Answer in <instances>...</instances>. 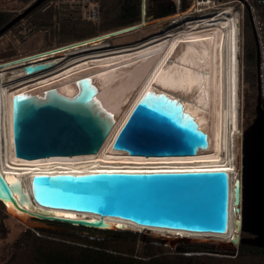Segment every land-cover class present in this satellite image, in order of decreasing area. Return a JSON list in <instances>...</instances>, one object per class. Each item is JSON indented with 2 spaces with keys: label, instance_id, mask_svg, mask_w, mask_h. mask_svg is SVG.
<instances>
[{
  "label": "water",
  "instance_id": "obj_1",
  "mask_svg": "<svg viewBox=\"0 0 264 264\" xmlns=\"http://www.w3.org/2000/svg\"><path fill=\"white\" fill-rule=\"evenodd\" d=\"M46 0H35L0 29V35L40 6ZM248 10L249 6H248ZM176 11L174 4L160 15ZM143 20L109 33L75 41L49 50L20 57L10 64H22L26 75L49 70L55 61L46 60L51 53L92 44L147 25L146 0H142ZM257 45L258 104L253 122L246 128L242 140L241 180L234 186V204L241 211L240 231L248 236L219 242L218 247L233 248L245 243L264 248V109L260 108V46L254 19ZM14 152L18 158L36 160L49 157H70L96 154L102 148L107 133L91 113L71 110L46 102H29L17 109ZM207 133L187 115L183 104L165 94L143 95L120 129L112 147L130 155L186 156L207 149ZM16 194V195H15ZM230 174L226 169L108 171L84 173H35L31 177L30 194L17 181L8 182L0 168V202L10 203L23 219L13 215L34 230H55L48 224L60 223L92 229H127L117 221L110 226L106 217L128 221L145 229L174 230L175 238L167 237L171 246L176 241H189L180 231L225 235L230 224ZM28 204V207L24 206ZM38 205L41 209L33 210ZM62 209L93 214L96 218H71L47 213ZM139 231V230H138ZM180 250L179 247L176 248ZM194 252L193 250H181Z\"/></svg>",
  "mask_w": 264,
  "mask_h": 264
},
{
  "label": "bare ground",
  "instance_id": "obj_2",
  "mask_svg": "<svg viewBox=\"0 0 264 264\" xmlns=\"http://www.w3.org/2000/svg\"><path fill=\"white\" fill-rule=\"evenodd\" d=\"M224 8L220 9L225 12L221 16L209 14V22H183L180 28L165 36L149 37L151 39L131 47L103 52L101 48L106 45L105 40H101L66 49L63 52L65 57L77 54L67 61V65L58 68L60 59L55 60L56 64L49 69L52 72L43 73L33 83L20 87L10 95L0 85V168L6 180L19 182L29 195L31 177L35 173L223 168L230 174L231 186L228 232L222 236L179 233L181 236L238 238L242 215L235 209L234 186L240 183L241 176L238 177L239 168L232 159L231 147L237 117L239 20L231 16V8ZM149 92L162 93L181 102L187 115L192 116L207 133L208 148L186 156L130 155L115 150L112 145L120 129L139 99ZM29 102L37 105L51 102L93 114L107 133L102 148L92 155L36 160L18 158L14 152L17 109ZM156 163H161L163 168H157ZM7 206L13 215L23 219L28 215L19 213L10 203ZM24 206L28 207V204ZM32 209L38 211L41 208L35 204ZM47 211L57 216L96 218L93 214L70 210ZM105 220L110 222L111 227L122 221L126 227L142 229L117 218L106 217ZM152 230L176 233L174 230Z\"/></svg>",
  "mask_w": 264,
  "mask_h": 264
},
{
  "label": "trees",
  "instance_id": "obj_3",
  "mask_svg": "<svg viewBox=\"0 0 264 264\" xmlns=\"http://www.w3.org/2000/svg\"><path fill=\"white\" fill-rule=\"evenodd\" d=\"M13 1L30 5L35 0ZM93 1L99 5L98 21L76 17L63 20L60 10L52 3L55 0H46L18 21L12 30L15 31L17 26L26 21L29 34L43 32L50 38L57 36L56 42L66 45L140 24L143 20L142 0ZM246 2L255 9L264 38V0ZM169 4H172L171 0H146V16H149L150 8L153 9L152 13L160 14ZM19 13L0 9V29ZM244 49L245 79L255 89L257 45L248 15L244 24ZM10 216L5 205L0 202V239H5L9 233L5 220ZM58 224L67 230H34L26 226L8 243V257L1 264H264V248L245 243L238 244L237 252L222 253V247L213 244L183 241L190 249H197L183 252L176 249L177 244L173 248L168 241L144 238L139 231L100 230ZM248 235L247 232H241V236Z\"/></svg>",
  "mask_w": 264,
  "mask_h": 264
},
{
  "label": "rangeland",
  "instance_id": "obj_4",
  "mask_svg": "<svg viewBox=\"0 0 264 264\" xmlns=\"http://www.w3.org/2000/svg\"><path fill=\"white\" fill-rule=\"evenodd\" d=\"M92 3L94 4H98V2L90 0ZM245 1V4L242 5L240 2H228L226 4V6L231 7L232 11V17H238L239 15L242 17V10L244 16L241 18L240 17V23L239 25H237V27H239V32H238V41H237V61H238V82H237V100H236V128L232 131V147H231V155H232V159L234 161V163L238 166L239 168V176H241V137H242V130L245 126V121H246V113L247 108L245 107V102H244V94L246 92H250L253 93L255 96V98L258 95V78L256 76L255 79V89L249 86V83H247L246 81V77H245V49H244V42H243V37H244V24L246 22V17L248 15V17L250 18V10H248V4ZM83 2L82 0H55V2H52L54 4H56L57 8L60 10L61 14L60 17L61 19L65 20L69 17L73 18H81L84 19L83 17V10H84V6L82 5ZM29 4L23 5L18 1H13V0H0V9H4V10H9L13 13H18V12H22ZM88 6V4H87ZM149 6V4H148ZM251 8V6H249V9ZM45 9V8H44ZM150 10L152 11L153 9L150 8ZM255 10V9H254ZM217 11V10H216ZM180 12H172L169 15H165V16H161L160 14H155L152 13V15L150 16V18H148L147 20V25H145L142 28L136 29L134 31L131 32H127L124 34H119L117 36L114 37H109L108 39H105V47L101 48V50L103 52H108V51H112V50H116V49H121L124 47H131L134 46L136 44H138L141 41H147V39H151L154 38L155 36L159 37V36H165L167 35L170 31L175 30V26L181 25L183 23H181L182 21L179 19L178 21H175V17L177 16V18H179V16H181L180 18H182V16L185 15H176L179 14ZM187 14V13H186ZM256 14V13H255ZM100 15V14H99ZM238 15V16H237ZM187 16L189 18H193L194 14L189 12L187 14ZM84 20H88V19H84ZM98 19L93 20V21H98ZM92 21V20H91ZM250 24L253 30V24L252 21L250 19ZM198 25V24H197ZM254 26L257 30L258 33V38H259V46H260V58L262 57V49H261V43L264 44V38L262 36V31H261V24L258 21V18L255 20L254 19ZM11 35L7 36L8 38H12V42H14L13 45L16 46L17 51L18 52V56H25V55H29L32 53H35L39 50H44V49H51V48H55L58 46H62L59 43L56 42V38H50L48 35L44 34L43 32H36L34 34H29V29H28V24L26 21H23L19 26H17V29L11 30ZM19 33V34H18ZM159 35V36H158ZM153 36V37H152ZM151 37V38H149ZM7 39V38H6ZM52 39H55L52 41ZM14 40V41H13ZM6 42V40H5ZM256 42V41H255ZM53 43V44H52ZM52 44V45H51ZM3 45V44H2ZM107 49V50H106ZM264 51V49H263ZM64 51L62 52H58L55 54V58H53L54 60H59L58 62V68L59 67H64L65 65H67V61L70 60V58L76 56L77 54H71L68 56H64L62 55ZM256 59H257V50H256ZM56 68V67H55ZM53 68V70L55 69ZM257 68V65H256ZM18 70V72H16V76L19 77L20 81H16L13 84L10 85V87L17 85L27 79H33L35 80V78H38L39 76L43 75V73L48 74L50 72H52L51 70H47L46 72H41L39 74H34V75H26L24 74V71L22 70V67H18V68H14L11 71L7 70L5 72L2 73H9V72H14ZM257 75V73H256ZM15 76V75H14ZM9 78H5L4 80H8ZM34 81L31 82H27L26 85H29V83H33ZM260 90L262 95L264 96V88H262V84L260 82ZM257 100V98H256ZM238 104V105H237ZM233 148V149H232ZM242 215V214H241ZM28 215L24 217V219H27ZM6 225L9 227V233L7 235V237L5 239H0V264L2 262L5 261V259L8 257V250L6 249L7 245L9 242H12L25 228L26 226L21 223L20 221H18L15 217L10 216L5 220ZM51 225L55 228V230H60V231H65L67 230L66 227L59 225L57 223H53V224H48ZM133 231H138L141 232L144 236V238H149V239H153V240H158V239H163L166 240L165 238L167 237H171V238H175L176 236L173 235L172 232H161V231H153L152 229H138V228H127ZM240 230H239V237L240 235ZM218 236V235H216ZM187 239L189 240L186 243H208V244H213L214 246L218 245L219 242H226L228 240H232V239H226L224 237H215L213 235H207V236H188ZM179 243V244H178ZM183 241H176L175 244L171 247H175V245L177 244L180 250H197V249H190V246H187L186 244H183ZM239 243H235L233 245V248H221V252H231V251H235L237 252V247H238ZM220 248V247H218ZM230 254V253H229Z\"/></svg>",
  "mask_w": 264,
  "mask_h": 264
},
{
  "label": "built area",
  "instance_id": "obj_5",
  "mask_svg": "<svg viewBox=\"0 0 264 264\" xmlns=\"http://www.w3.org/2000/svg\"><path fill=\"white\" fill-rule=\"evenodd\" d=\"M82 1H85L82 4L84 6V10L82 14L84 19H88L92 21L98 19L99 5L92 3L90 0H82ZM171 1H172V4H174L176 7L175 12H180L179 14H176V15H181V14L185 15V16H182V18H180L181 16H179V18H177L176 16L175 21H178L179 19L182 21L183 19L181 23L186 22L185 24H193V23H198V22H203V21L209 22L211 20H209L210 17H208V15L211 13H215V17L223 15L225 12H223L220 9H225L224 7L231 8V7L226 6L228 2L236 1L238 3L240 2L242 5L245 4L244 0H171ZM172 4H169V7L172 6ZM243 11L244 9L242 10V17L244 16ZM189 12L194 14L193 18H189L187 16ZM250 13L253 16V19L256 20L257 17H256L255 10L253 7L250 8ZM240 17H241L240 15L237 17L239 20V23L241 20ZM182 25L183 24H181L180 26ZM178 26H176L177 28L175 27V29L180 28V26L179 27ZM243 42H244V37H243ZM261 49H262L261 51L262 57L260 58V79H261L262 88H264V51H263L264 44L262 43H261ZM156 164H158L157 168H163V167H160L162 165L161 163H156ZM218 169H221V168H218ZM145 171H149V170H145ZM150 171H156V170H150Z\"/></svg>",
  "mask_w": 264,
  "mask_h": 264
},
{
  "label": "flooded vegetation",
  "instance_id": "obj_6",
  "mask_svg": "<svg viewBox=\"0 0 264 264\" xmlns=\"http://www.w3.org/2000/svg\"><path fill=\"white\" fill-rule=\"evenodd\" d=\"M13 27L14 26H12L9 30L5 31L2 35H0V55H6V57H7V58L6 57H1L0 58V75L2 77L0 79V85H1V87H4L5 89H7L8 95H10L12 92H15L20 87L25 86L27 84V82L34 81L33 79H27V80H25V81H23V82H21V83H19L17 85H14V86L10 87V85L13 84L14 82L20 81L19 77L16 76V74H15L16 72H18V70L14 71V72H9L7 74L2 73V72H5L7 70L11 71L12 69L18 68L20 66L22 67V70L24 69L22 64H10L12 61L20 58L18 56V52H16L17 51L16 46L13 45L14 44V42H12L13 37L12 38H10V37L8 38L7 37V36L12 34L11 30H12ZM5 40H6V42H5ZM45 50H49V49L39 50L37 52H41V51H45ZM37 52H35V53H37ZM55 54L54 55L53 54L49 55L46 60L55 61L53 59V58L56 57ZM27 55H25V56H27ZM23 56H21V57H23ZM5 78H9V79L8 80H4ZM260 94H261V100L259 102L260 108L264 109V96L262 95L261 90H260ZM258 95L256 97L257 98V100H256V98L254 97L255 95L253 93H250L248 91V92H246L244 94L245 107L247 108L248 112L246 113L245 126H244V128L242 130L243 132H242V137H241V155H242V140H243L244 132H245L246 128L253 122V120H254V118L256 117V114H257Z\"/></svg>",
  "mask_w": 264,
  "mask_h": 264
},
{
  "label": "snow or ice",
  "instance_id": "obj_7",
  "mask_svg": "<svg viewBox=\"0 0 264 264\" xmlns=\"http://www.w3.org/2000/svg\"><path fill=\"white\" fill-rule=\"evenodd\" d=\"M13 183H14V181H13ZM71 218H73V219H74L75 217H71Z\"/></svg>",
  "mask_w": 264,
  "mask_h": 264
}]
</instances>
